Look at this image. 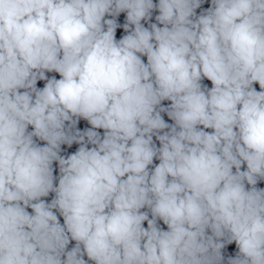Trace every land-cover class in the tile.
Instances as JSON below:
<instances>
[{"label": "clouds", "instance_id": "obj_1", "mask_svg": "<svg viewBox=\"0 0 264 264\" xmlns=\"http://www.w3.org/2000/svg\"><path fill=\"white\" fill-rule=\"evenodd\" d=\"M0 264H264V0H0Z\"/></svg>", "mask_w": 264, "mask_h": 264}]
</instances>
